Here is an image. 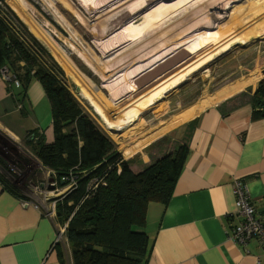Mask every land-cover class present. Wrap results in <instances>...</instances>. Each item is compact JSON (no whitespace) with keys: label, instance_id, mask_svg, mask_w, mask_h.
<instances>
[{"label":"rangeland","instance_id":"374dc122","mask_svg":"<svg viewBox=\"0 0 264 264\" xmlns=\"http://www.w3.org/2000/svg\"><path fill=\"white\" fill-rule=\"evenodd\" d=\"M207 1L24 0V3L13 1L10 4L0 0V9L5 5L12 8L31 34L44 46L47 54L62 68L64 72L62 80L77 103L85 111L87 110L94 122L115 143L116 150L129 162L131 168L138 172L146 183L154 185L161 178H167L172 174L186 151L180 137L172 138L164 133L167 127L169 130H174L185 126L195 115L224 99L232 100L228 104L236 106L254 99L258 94L264 95V42L253 49L247 45L252 42L247 38L251 32L256 35L255 37H264V0H256L248 8H240L237 5L219 17H214V13L223 11L231 0H223L219 6L214 5L206 12L201 7ZM189 2L191 3L188 5ZM192 6L196 7L190 9ZM20 8L23 12L20 14L24 17L17 13ZM199 9L204 11L200 19H209L208 24L203 25L200 30L205 27L210 29L216 27L218 30L228 25H235L233 29L237 33L235 40L242 39L247 48L239 47L232 52L236 54L231 58L225 61L223 58L220 59L211 66L210 70L204 68L198 71L188 80L184 92H181V89L169 96V93L179 86L168 91L162 102L154 105L145 113L146 116L135 119L133 125L131 121L125 123V125L129 124V128L119 133L108 131V124L115 125L120 114L115 109L120 104L116 102L117 98H122L119 102L125 103L127 106L124 107L130 109L131 105L127 101L132 87L149 88L158 77L161 76L160 79H163L166 75L171 76L178 71V66H181L185 58H192L206 49L204 45L211 36L207 40L203 39V36L189 52L177 53L171 57L168 55L165 58L161 56L196 33L195 31L182 36L195 24L186 25L185 18L190 15L196 16ZM183 13L185 14L182 15ZM180 15L182 16L178 17ZM241 15L242 18L235 20ZM154 50H159V53L151 56ZM191 51L194 52L190 53ZM157 56H161V66L154 67L141 82L139 81L143 75L134 74L132 78L134 81L130 84L132 87L128 88L129 85L118 92L115 91L114 93L118 95L112 96L102 85L103 78H108L112 86L118 85L123 78L120 75L122 71L132 67L133 70L129 73L143 70L145 65L155 60ZM94 63L98 70H94L90 65ZM153 73L159 75L154 76ZM3 75L5 80L11 82L8 80L10 76L5 72ZM15 89L17 86L13 84L11 90L15 92ZM150 95L146 94L142 98H147L148 101ZM2 97L0 92V100ZM44 101L50 112L46 97ZM140 101L142 100L138 102ZM93 105L99 107L101 114L94 110ZM26 106L30 116L21 113L18 110L19 105L13 106L11 100L9 105L0 104L2 118L8 120L17 129H23L18 133L11 127L12 125L9 126L0 117V163L3 164V166L0 164V171L5 169L6 179L17 188L19 193L26 195L24 201L36 204L43 202L47 206L45 211L49 212L50 209L51 212L52 207L54 208L53 200L62 190L56 188V183L49 182L43 168L36 166L32 157L27 155L33 154L25 145L22 134L26 135L37 122L28 103ZM146 121L148 123H145ZM157 143L159 147L155 146ZM128 147H131L130 153H121ZM158 148L154 157V152ZM21 170L25 176H22L21 182L17 184L11 175L19 176ZM149 205L151 208L156 206L154 202ZM55 220L57 221L56 218ZM66 225L65 223V227ZM56 246H59L64 264H71L65 234Z\"/></svg>","mask_w":264,"mask_h":264},{"label":"crops","instance_id":"0c3cea01","mask_svg":"<svg viewBox=\"0 0 264 264\" xmlns=\"http://www.w3.org/2000/svg\"><path fill=\"white\" fill-rule=\"evenodd\" d=\"M8 83L1 75L4 106L11 100ZM262 96L255 100L261 103ZM44 99L40 85L32 82L19 111L30 116L28 103L37 122L33 128L44 131L51 142L50 112ZM229 101L207 107L185 126L165 129L170 137L182 139L186 151L166 207L147 206L143 228L153 241L147 264H264V246L255 238L244 245L233 242L226 234L225 217L235 213L233 186L241 179L256 216L264 219V107L253 104V99L236 106ZM0 176L15 191L0 180V264H60L59 246L49 252L57 235L55 212L45 211L43 202L24 201L26 195L6 179L4 171ZM22 176L21 172L13 181L19 184Z\"/></svg>","mask_w":264,"mask_h":264},{"label":"trees","instance_id":"16d2710c","mask_svg":"<svg viewBox=\"0 0 264 264\" xmlns=\"http://www.w3.org/2000/svg\"><path fill=\"white\" fill-rule=\"evenodd\" d=\"M47 53L10 6L0 9V76L5 72L18 82L17 93L10 89L13 81L7 84L13 106L23 107L35 81L50 105L53 140L47 142L44 131L36 128L22 137L32 161L39 162L48 181L62 190L54 199V212L59 225L67 224L71 264H147L153 244L143 228L147 206L154 202L166 207L179 169L154 185L146 183L77 103L62 80V68ZM255 99L253 104L264 107V95L261 103ZM226 219L227 228L236 221ZM57 253L64 264L62 253Z\"/></svg>","mask_w":264,"mask_h":264},{"label":"bare ground","instance_id":"6f19581e","mask_svg":"<svg viewBox=\"0 0 264 264\" xmlns=\"http://www.w3.org/2000/svg\"><path fill=\"white\" fill-rule=\"evenodd\" d=\"M5 1L9 2L10 4H12L13 1L24 3V0H5ZM212 1H214V0H212ZM212 1L210 2L208 0L206 3H203V5L201 4L202 5L201 8H203L207 12V11L211 10L214 5L219 6V4H221L223 2V0H216L215 2H212ZM255 1L256 0H252V1L246 0L245 2H243V0H231L226 4V8H224L223 11H221V12L216 11L214 13V17H219L222 15V13L223 14L227 13L229 10H231L233 7H236L237 5H238V7L240 6V8H248ZM190 3L191 2H189L188 5ZM195 7L196 6H192L190 9H193ZM197 7H198V5H197ZM15 10L17 11V9H15ZM200 10L201 9H199V12L196 16L190 15L187 18H185V24L186 25H191L194 23L195 24L193 26H191L190 29L187 30L182 36L192 34L195 31H196V33L193 36H188L184 41L180 42L179 44H177L176 46H174L173 48H171L169 51L165 52L161 56L163 58H165L168 55L171 57L172 55H176L177 53L189 52L192 48H194V46L196 44H198L196 42L199 39H201L203 36H204L203 39H205V40H207L210 36H211V38H209L208 39L209 41L207 42V44L204 45L206 47L205 50L197 53L192 58H185V60L181 63V66H178L179 70L176 71L173 75H171V76L166 75L163 79H160L161 76L158 77L155 81H153L150 84L149 88H144L145 86L132 87L130 85L134 81V80H132V78L134 77L133 76L134 74L136 75L138 73V75L144 76V78L142 76V79L139 81V82H141L146 78L145 76H148V74L151 72V70L154 67L161 66V64H160L161 56H157L155 60L150 61L148 64H146L145 67L143 68V70H138L137 72L129 73L133 70V67H132L131 69L127 68L124 71H122L120 73V75H122L123 78L119 82L118 85L112 86V84L109 83L108 78L102 79V85L108 90L109 93L112 94V96L118 95V94L114 93L115 91L118 92L123 88H127L129 85L130 86L128 88L132 87L131 94L128 96L129 100L127 101V103L129 105H131V108L126 109V107H124V106H127V105L123 102H119V101H121L122 98H119V99L117 98L118 101H116V102L120 103V104L117 105L116 106L117 108L115 107V109L117 110V113H120V114L118 117V121H116L115 125L110 123V124H108L109 127L115 128L116 131H118V130L122 131L125 128H129V124L125 125V123H127V122L129 123V121H131V124L133 125V124H135V121H134L135 119L146 116L145 113L149 112L153 108L154 105L162 102L164 95L168 91L172 90L176 86H179L173 92L169 93V96H172L175 92H178L181 89H182L181 92H184L185 87H187L188 80L190 78H192L193 75L196 74L198 71H200L204 68H205V70L207 68L209 69L212 65L216 64V62H218L220 59H222V58L225 59L226 58L225 55H227L228 53H231L232 51L236 50L239 47L245 46V48H247L246 44L242 42V39H240L238 41L235 40L237 37V33L233 30L235 28V25H232V26L228 25V26L222 27L218 30H216L217 29L216 27H212L213 30L210 29L209 27H205L202 30H200V28L203 25L208 24V22H209V19H206V18L200 19L201 18L200 16L202 14H204V11H200ZM18 11H17V13L19 14V16L24 17L21 15V14H23L21 8L18 9ZM187 12H185V13H187ZM185 13H183L182 15H184ZM182 15H180L178 17H181ZM243 15H241L239 18H235V20L242 18ZM27 20L28 19L26 18L25 21H27ZM255 36L256 35L253 34V32L248 34L247 38L251 39V41H252L250 44H247L248 46L252 47V46H254V44L256 42L264 39L263 36L262 37H255ZM138 40H140V39H138ZM153 41H155V40H153ZM192 52H194V51H191L190 53H192ZM156 53L158 54L159 50H154L152 52L151 56H154ZM138 63H140V61ZM86 65H88L87 62H86ZM90 65L92 66V68L94 70H98V67L95 65V63L90 64ZM153 75L157 76L159 74L153 73ZM146 90H148V91H146ZM146 94H151L148 97V101H147V98H142ZM132 96H134V97L132 98ZM139 100H142V101L138 102ZM145 102H147V103H145ZM136 103H137V105H135L133 108V105ZM149 103H152V104H149ZM93 108H94V110H96V112L98 114H101V110L99 109V107H97L96 105H93ZM145 123H148V121H146ZM122 152L124 154H126V152L121 151V153Z\"/></svg>","mask_w":264,"mask_h":264},{"label":"built area","instance_id":"2783aa9c","mask_svg":"<svg viewBox=\"0 0 264 264\" xmlns=\"http://www.w3.org/2000/svg\"><path fill=\"white\" fill-rule=\"evenodd\" d=\"M14 84L18 86L17 81H14ZM233 193L235 195V213L228 214L225 217H235L236 221L227 228L226 234L233 242L241 245L246 244L251 238H255L264 246V219L256 216L255 208L245 185L239 179L234 182ZM53 210L52 207L51 211L53 212ZM65 228V225L57 227V235L49 252L63 239Z\"/></svg>","mask_w":264,"mask_h":264},{"label":"water","instance_id":"95a60500","mask_svg":"<svg viewBox=\"0 0 264 264\" xmlns=\"http://www.w3.org/2000/svg\"><path fill=\"white\" fill-rule=\"evenodd\" d=\"M263 40H264V39H263ZM263 40H260V41L256 42V43L254 44V46H252V47H250V48L253 49V48L259 46L262 42H264ZM234 51H235V50H234ZM234 51H232V52H234ZM232 52H231V53H232ZM231 53H230V55L228 54V55H229V56L227 55L228 58L223 59V61H225L226 59L231 58L233 55L236 54V53H235V54H233V53L231 54ZM237 53H238V52H237ZM227 56H226V57H227ZM210 69H211V67H210L208 70H210ZM8 80H10V81H14V76H10V77L8 78ZM107 130L110 131L111 133H119V132H121V131H119V130L116 131L115 128H111V127H109V126L107 127Z\"/></svg>","mask_w":264,"mask_h":264},{"label":"clouds","instance_id":"9594fccd","mask_svg":"<svg viewBox=\"0 0 264 264\" xmlns=\"http://www.w3.org/2000/svg\"><path fill=\"white\" fill-rule=\"evenodd\" d=\"M14 82V81H13ZM52 212V211H51ZM51 212H48V213H51ZM53 213V212H52Z\"/></svg>","mask_w":264,"mask_h":264},{"label":"flooded vegetation","instance_id":"af4514ba","mask_svg":"<svg viewBox=\"0 0 264 264\" xmlns=\"http://www.w3.org/2000/svg\"><path fill=\"white\" fill-rule=\"evenodd\" d=\"M4 154H5V153H4ZM5 155H7V153H6Z\"/></svg>","mask_w":264,"mask_h":264}]
</instances>
